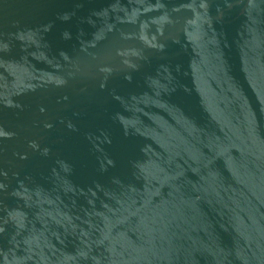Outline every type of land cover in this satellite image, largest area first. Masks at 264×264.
<instances>
[{
	"label": "water",
	"instance_id": "obj_1",
	"mask_svg": "<svg viewBox=\"0 0 264 264\" xmlns=\"http://www.w3.org/2000/svg\"><path fill=\"white\" fill-rule=\"evenodd\" d=\"M0 264H264V0H0Z\"/></svg>",
	"mask_w": 264,
	"mask_h": 264
}]
</instances>
